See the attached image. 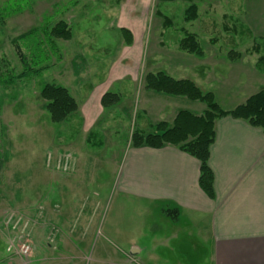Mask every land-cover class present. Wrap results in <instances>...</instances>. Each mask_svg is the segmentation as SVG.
Wrapping results in <instances>:
<instances>
[{
    "label": "rangeland",
    "instance_id": "rangeland-1",
    "mask_svg": "<svg viewBox=\"0 0 264 264\" xmlns=\"http://www.w3.org/2000/svg\"><path fill=\"white\" fill-rule=\"evenodd\" d=\"M191 1L198 19L186 22L188 1L0 0V264L210 263L189 241H157L164 208L118 189L140 130L144 78L162 72L186 33L206 55L262 49L264 57V0ZM60 23L71 39L51 34ZM128 23L141 30L133 34ZM123 67L136 82L113 84L118 108L106 109L91 132L76 116L51 121L44 85L67 88L83 107L93 85ZM24 241L29 257L8 252ZM134 247L142 252L131 254Z\"/></svg>",
    "mask_w": 264,
    "mask_h": 264
},
{
    "label": "crops",
    "instance_id": "crops-1",
    "mask_svg": "<svg viewBox=\"0 0 264 264\" xmlns=\"http://www.w3.org/2000/svg\"><path fill=\"white\" fill-rule=\"evenodd\" d=\"M122 27L133 34L141 30L130 23ZM261 51L248 57L239 53L240 58L231 61L229 53L214 52L199 59L178 50L167 56L161 70L176 80L193 81L203 92H212L220 107L231 111L264 90V70L258 68ZM129 70L119 68L114 74L112 70L106 82L93 85L84 106L79 105L73 115L82 128L91 132L105 115L102 98L113 92V84L136 82L129 78ZM180 111L201 116L206 105L145 88L139 131L153 133L160 122L171 126ZM215 131L209 159L215 175V199L199 186L200 161L172 145L129 148L124 153L118 189L149 203L154 211L178 212L176 222L165 213L166 217L159 219L158 232H154L155 239L161 237L157 241H189L191 250L199 248L206 253L209 264H264V133L231 117L217 120Z\"/></svg>",
    "mask_w": 264,
    "mask_h": 264
},
{
    "label": "trees",
    "instance_id": "trees-1",
    "mask_svg": "<svg viewBox=\"0 0 264 264\" xmlns=\"http://www.w3.org/2000/svg\"><path fill=\"white\" fill-rule=\"evenodd\" d=\"M174 1L191 2L185 12L186 22L198 19V6L192 3L191 0H159V2ZM164 24L170 27L172 22L169 18L164 17ZM225 27L228 29L227 25ZM123 33L128 44L131 45L133 43L132 34L127 30H123ZM51 34L59 39H71V31L64 23L58 24ZM257 47L254 45L253 49ZM179 49L199 59L205 57V52L196 35L191 33H186L185 37L179 41ZM228 57L234 61L240 58V54L231 51ZM258 67L264 70V57L262 56L258 60ZM144 83L146 89L156 93L186 97L191 101L202 102L206 105V111L201 116L189 111H180L171 126L166 122H160L154 126L153 133L145 134L136 130L131 137V147L162 149L172 145L196 158L201 163L199 186L210 199H215V175L209 165V159L210 149L216 138V122L219 119L231 117L243 120L252 127L261 129L264 133V90L252 95L244 104L235 109L225 111L217 103L212 92L201 91L191 80H176L165 72H158L147 74ZM40 94L46 102V110L53 123L61 124L67 121L79 109L77 101L65 87L46 84L41 89ZM119 101L120 97L117 94L108 92L102 98V106L104 109H110L117 105ZM89 137H92V134ZM164 213L172 221L176 222L178 220L176 210H164Z\"/></svg>",
    "mask_w": 264,
    "mask_h": 264
},
{
    "label": "built area",
    "instance_id": "built-area-1",
    "mask_svg": "<svg viewBox=\"0 0 264 264\" xmlns=\"http://www.w3.org/2000/svg\"><path fill=\"white\" fill-rule=\"evenodd\" d=\"M7 250L8 252L12 253V256L14 257L27 258L32 253V246L27 241L19 242L16 244L11 243Z\"/></svg>",
    "mask_w": 264,
    "mask_h": 264
},
{
    "label": "water",
    "instance_id": "water-1",
    "mask_svg": "<svg viewBox=\"0 0 264 264\" xmlns=\"http://www.w3.org/2000/svg\"><path fill=\"white\" fill-rule=\"evenodd\" d=\"M136 251H137V249H136V248L132 249V250H131V254H135V253H136Z\"/></svg>",
    "mask_w": 264,
    "mask_h": 264
}]
</instances>
